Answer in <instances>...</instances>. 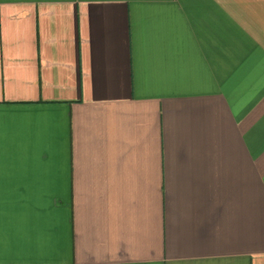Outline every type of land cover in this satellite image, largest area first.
Segmentation results:
<instances>
[{
  "label": "crops",
  "instance_id": "0c3cea01",
  "mask_svg": "<svg viewBox=\"0 0 264 264\" xmlns=\"http://www.w3.org/2000/svg\"><path fill=\"white\" fill-rule=\"evenodd\" d=\"M0 264H264V0H0Z\"/></svg>",
  "mask_w": 264,
  "mask_h": 264
}]
</instances>
